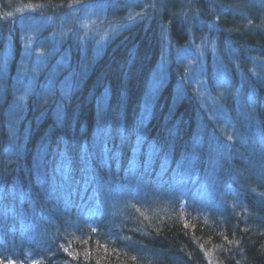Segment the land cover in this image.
<instances>
[{
	"label": "trees",
	"instance_id": "1",
	"mask_svg": "<svg viewBox=\"0 0 264 264\" xmlns=\"http://www.w3.org/2000/svg\"><path fill=\"white\" fill-rule=\"evenodd\" d=\"M91 1L0 0V264H264V73L250 72L264 64V0H108L132 26L84 75L73 52L66 96L31 87L14 138L19 19ZM202 30L232 137L189 83L179 92L176 64L142 118L164 34Z\"/></svg>",
	"mask_w": 264,
	"mask_h": 264
},
{
	"label": "rangeland",
	"instance_id": "2",
	"mask_svg": "<svg viewBox=\"0 0 264 264\" xmlns=\"http://www.w3.org/2000/svg\"><path fill=\"white\" fill-rule=\"evenodd\" d=\"M108 4V0L91 1L73 8L57 20L35 18L30 15H24L19 19L21 56L17 74L14 76L23 83V88L21 86L22 90L18 93L16 103L9 111V129L14 138L25 109V98L30 94L31 87L45 85L51 93L58 89L66 96L67 90L72 87L71 78L76 67L73 52L76 50L80 52L78 60L80 67L77 74L84 75L88 70L90 56H100L110 40L132 26L134 22L132 19L121 23L112 21L113 17L107 14ZM186 39L185 43H178L164 34L163 50L150 76L149 90L142 107V118L145 121L148 117L153 100L170 74L171 64H176L174 69L177 71L179 92L189 83L196 98L221 132L227 137H232L234 136L232 121L222 109H219V103H216V96L214 97L210 85L209 78L212 77L213 90L218 92L222 86L213 75L216 68L215 40L207 32L203 33V30L196 36L190 34ZM3 55L6 60L12 57L10 38L5 43ZM253 64L255 63L251 64V73L255 74L256 71L264 73V64L259 63L258 66ZM59 106L55 107L57 117H60ZM232 197L234 198L233 195L230 198ZM191 203L195 205L193 200ZM195 208L203 211L202 205Z\"/></svg>",
	"mask_w": 264,
	"mask_h": 264
},
{
	"label": "bare ground",
	"instance_id": "3",
	"mask_svg": "<svg viewBox=\"0 0 264 264\" xmlns=\"http://www.w3.org/2000/svg\"><path fill=\"white\" fill-rule=\"evenodd\" d=\"M163 49V48H162ZM222 104V103H221Z\"/></svg>",
	"mask_w": 264,
	"mask_h": 264
}]
</instances>
